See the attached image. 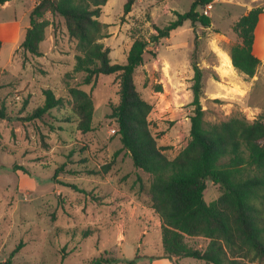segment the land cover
Instances as JSON below:
<instances>
[{"label": "rangeland", "instance_id": "374dc122", "mask_svg": "<svg viewBox=\"0 0 264 264\" xmlns=\"http://www.w3.org/2000/svg\"><path fill=\"white\" fill-rule=\"evenodd\" d=\"M33 2L13 0L9 8L0 7V26L10 23L1 26L0 109L5 116L0 117V263L18 249L13 264H89L101 255L115 258L111 264H210L165 255L161 219L151 205V175L138 170L126 150L113 162L123 146L117 123L108 117L119 100L117 75L102 74L95 84H85V74L74 71L77 40L70 37L64 19H52L50 13L44 16L52 23L41 43L42 55L21 47ZM193 2L136 0L125 15L127 0H108L100 16L108 24L109 36L102 41L111 49L112 62L126 63L135 39L149 42L134 80L153 104L150 128L170 158L191 137L194 60L204 72L202 104L208 122L264 117V14L256 29L254 53L261 59L256 75L248 77L225 59L239 40L232 24L264 0H214L205 9L211 26L188 20L170 37L152 39L155 25L165 26L176 18L175 11H188ZM70 86L92 94L95 128L90 132L77 128ZM48 88L64 98L63 106L31 119ZM221 192L208 181L204 198L210 203ZM187 241L201 249L210 242L203 236Z\"/></svg>", "mask_w": 264, "mask_h": 264}, {"label": "trees", "instance_id": "16d2710c", "mask_svg": "<svg viewBox=\"0 0 264 264\" xmlns=\"http://www.w3.org/2000/svg\"><path fill=\"white\" fill-rule=\"evenodd\" d=\"M6 1L0 0V5ZM107 1L40 0L30 12V26L21 47L31 54L42 55L41 43L46 28L52 23L44 16L50 13L52 19H64L70 37L77 40L74 71L85 74V84H95L102 74L117 75L119 100L108 117L117 123V135L123 146L115 151L113 162L126 150L134 166L151 175V205L161 219L166 256L191 257L210 264H244V259L252 264H264V117L250 121L243 115L208 122L202 104L204 72L194 60L191 137L188 144L170 158L150 128L153 104L142 97L134 80L149 42L135 39L127 62H112L111 49L102 41L109 36L108 24L100 20ZM135 2L127 0L125 15L132 11ZM213 2L194 0L188 11H175L174 20L165 26L155 25L157 33L152 39L157 42L170 37L188 20L193 25L211 26L212 18L205 9ZM263 14L264 4L255 6L232 24L239 40L230 45L229 54L234 67L248 77H254L261 64L254 53V45ZM1 48L0 40V53ZM69 93L78 130L82 133L92 131L95 128L92 94L78 86H70ZM44 94V103L32 112L31 119H42L53 109L63 106L64 98L57 97L52 89H45ZM4 116V110L0 109V117ZM19 166L15 165V169H25ZM110 167L111 163L105 169ZM61 171L60 167L56 173L59 175ZM208 181L219 185L222 191L220 197L210 203L204 198ZM194 236L209 239L208 246L201 249L190 245L187 237ZM22 246L23 241L18 248ZM17 250L0 264H13ZM115 260L101 255L89 264H111Z\"/></svg>", "mask_w": 264, "mask_h": 264}, {"label": "crops", "instance_id": "0c3cea01", "mask_svg": "<svg viewBox=\"0 0 264 264\" xmlns=\"http://www.w3.org/2000/svg\"><path fill=\"white\" fill-rule=\"evenodd\" d=\"M12 1L13 0H8V1H6L4 4H1L0 5V7L2 8V9H6V8H9L10 7V5H11V3H12ZM35 2H36V0H34V2H33V5H32V7H31V9H30V11H32V9L34 8V6H35ZM262 17V16H261ZM5 21H8V20H5ZM15 21H17V23H18V21L19 20H15ZM21 21V20H20ZM8 25H10V23H2V25L1 26H8ZM1 26H0V40L2 41V46L4 45V39H3V28H1ZM29 26H27V28H28ZM18 44H19V42H18V39H16L15 40V43H14V45H13V47H15V49L17 48V47H19L18 46Z\"/></svg>", "mask_w": 264, "mask_h": 264}, {"label": "bare ground", "instance_id": "6f19581e", "mask_svg": "<svg viewBox=\"0 0 264 264\" xmlns=\"http://www.w3.org/2000/svg\"><path fill=\"white\" fill-rule=\"evenodd\" d=\"M225 59H226L227 64L233 67L232 59L228 53L225 54Z\"/></svg>", "mask_w": 264, "mask_h": 264}, {"label": "built area", "instance_id": "2783aa9c", "mask_svg": "<svg viewBox=\"0 0 264 264\" xmlns=\"http://www.w3.org/2000/svg\"><path fill=\"white\" fill-rule=\"evenodd\" d=\"M210 5V4H209ZM208 6V5H207Z\"/></svg>", "mask_w": 264, "mask_h": 264}]
</instances>
